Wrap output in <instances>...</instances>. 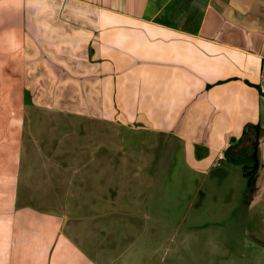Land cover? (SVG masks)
<instances>
[{
    "label": "crops",
    "instance_id": "crops-1",
    "mask_svg": "<svg viewBox=\"0 0 264 264\" xmlns=\"http://www.w3.org/2000/svg\"><path fill=\"white\" fill-rule=\"evenodd\" d=\"M38 113L97 119L101 136L145 131L166 151L181 146L198 176L238 163L259 126L244 252L264 258V0H0V264H56L67 213L39 219L23 201L26 167L3 159L10 140L37 144L35 123L17 119L5 146L10 118Z\"/></svg>",
    "mask_w": 264,
    "mask_h": 264
},
{
    "label": "rangeland",
    "instance_id": "rangeland-1",
    "mask_svg": "<svg viewBox=\"0 0 264 264\" xmlns=\"http://www.w3.org/2000/svg\"><path fill=\"white\" fill-rule=\"evenodd\" d=\"M52 115L10 118L4 145L27 121L36 125L37 150L10 140L3 159L26 167L23 201L40 210L39 219L50 218L51 209L67 213L56 235V264H264L244 252L252 240L244 166L254 162L246 158L255 152L254 132L237 146L238 163L198 176L181 146L166 151L145 131L113 126L101 136L97 119L75 116L70 125Z\"/></svg>",
    "mask_w": 264,
    "mask_h": 264
},
{
    "label": "trees",
    "instance_id": "trees-1",
    "mask_svg": "<svg viewBox=\"0 0 264 264\" xmlns=\"http://www.w3.org/2000/svg\"><path fill=\"white\" fill-rule=\"evenodd\" d=\"M259 89V87H258ZM250 128H253L252 131H254L255 133V140L253 142H255V152L253 153V155H251V157L247 158V162L250 163L252 161L253 164H245L244 166V174H245V177L248 179V184L249 186H254V183H255V176L258 172V169H259V162H258V159H257V156H256V149H257V144H258V139H259V134H260V127L259 126H253V127H250ZM248 134V131L245 132V135Z\"/></svg>",
    "mask_w": 264,
    "mask_h": 264
}]
</instances>
